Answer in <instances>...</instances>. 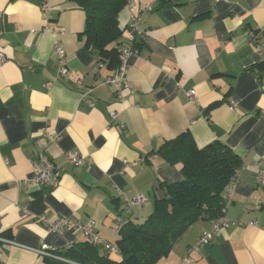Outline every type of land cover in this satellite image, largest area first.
Instances as JSON below:
<instances>
[{
	"label": "crops",
	"instance_id": "obj_1",
	"mask_svg": "<svg viewBox=\"0 0 264 264\" xmlns=\"http://www.w3.org/2000/svg\"><path fill=\"white\" fill-rule=\"evenodd\" d=\"M126 2L118 49L131 42L132 19L140 46L126 60L132 95L118 100L106 83L116 71L79 39L85 15L76 3L0 0V264H57L53 253L85 240L78 231L49 233L40 216L91 222L115 245L123 216L116 191L145 198L128 215L145 219L166 197L160 183L182 179L180 167L155 151L184 133L198 149L227 146L241 169L225 213L229 227L195 247L212 224L196 222L158 264H264V186L256 179L264 170V0ZM42 147L56 167L52 189L26 182ZM70 152L89 164H65Z\"/></svg>",
	"mask_w": 264,
	"mask_h": 264
},
{
	"label": "trees",
	"instance_id": "obj_2",
	"mask_svg": "<svg viewBox=\"0 0 264 264\" xmlns=\"http://www.w3.org/2000/svg\"><path fill=\"white\" fill-rule=\"evenodd\" d=\"M72 1L85 15L79 39H84L85 48L99 63L117 72L122 50L118 49V41L124 32L118 27L117 16L127 0ZM134 41L135 37L130 48L137 52L140 45ZM155 154L169 165H178L182 179L160 183L166 197L154 200L152 212L144 221H132L129 216L118 220V240L113 245L117 252L104 251L83 235L84 241L53 253L60 260L57 264H158L190 226L200 220H217L222 215L223 195L241 167L227 146L214 142L198 149L192 137L184 133L163 142Z\"/></svg>",
	"mask_w": 264,
	"mask_h": 264
},
{
	"label": "built area",
	"instance_id": "obj_3",
	"mask_svg": "<svg viewBox=\"0 0 264 264\" xmlns=\"http://www.w3.org/2000/svg\"><path fill=\"white\" fill-rule=\"evenodd\" d=\"M129 29V40L132 41L136 34H140V28L138 26V20L132 19L128 26ZM131 42L128 46L122 48L119 51V66L115 76L106 80L107 85L111 88L115 97L118 100H122L124 93L128 92L132 95L131 85L126 80V68H127V57L135 52L130 48ZM56 51L58 54V66L57 72L61 78H65L69 75V71L66 65L65 53L60 45H56ZM3 61V55L0 54V63ZM186 96L190 101L195 98V93L193 90L186 91ZM231 105L234 106L235 103L231 102ZM110 121H117V114L114 111L109 112ZM58 137L49 136L50 141H56ZM65 164L72 165L74 167L81 166L85 163L89 164V160L87 156H81L76 152H70L65 155L64 159ZM256 169V167H254ZM56 167L52 163V160L46 153V148L42 147L37 155V159L32 164V176L27 179L26 182L29 184L37 185L39 187H48L55 188L57 186V177L55 175ZM239 171V170H238ZM231 179L229 185L227 186L225 193L223 195V209L222 215L217 219L212 221L210 231L204 232L198 239L196 246L200 244H205L209 242L211 236H218L220 231L229 227V221L225 217V213L227 207L231 204L232 196L234 193V187L237 184V174ZM257 184L264 186V170H258L257 172ZM117 195L119 199L123 202V216L126 217L131 214L133 207H141L145 205V199L138 195L134 198H128L126 194L117 190ZM40 220L46 224L47 231L53 234H60L64 230L73 229L74 231L81 232L87 239L92 241L95 245L101 247L104 251L107 252H117L116 246H111L107 243H104L102 239H100L97 234L92 229V223L81 224L78 221L67 218L60 217L56 218L53 221L46 218L45 216H40ZM11 245L19 246L14 242H9ZM40 254H45L40 252Z\"/></svg>",
	"mask_w": 264,
	"mask_h": 264
},
{
	"label": "rangeland",
	"instance_id": "obj_4",
	"mask_svg": "<svg viewBox=\"0 0 264 264\" xmlns=\"http://www.w3.org/2000/svg\"><path fill=\"white\" fill-rule=\"evenodd\" d=\"M240 169H241V167H240ZM238 173H239V171H238ZM237 176H238V174H237ZM136 197V196H135ZM134 198V197H133ZM131 199V198H130ZM145 199V198H144ZM146 203V202H145ZM142 221H144V218L143 219H141V221L140 222H142Z\"/></svg>",
	"mask_w": 264,
	"mask_h": 264
}]
</instances>
